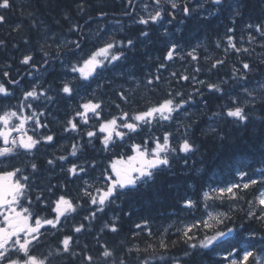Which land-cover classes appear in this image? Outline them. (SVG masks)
I'll list each match as a JSON object with an SVG mask.
<instances>
[{
	"label": "trees",
	"instance_id": "trees-1",
	"mask_svg": "<svg viewBox=\"0 0 264 264\" xmlns=\"http://www.w3.org/2000/svg\"><path fill=\"white\" fill-rule=\"evenodd\" d=\"M137 1L139 0H132L129 5L127 0H13L11 10L0 9V14L6 17V23L0 25V40L5 42L0 46V79L14 94L13 99L2 100L7 104L17 101L19 88H30L32 80L29 76L38 75L45 71V68L49 70L38 82V87L47 89L50 84L53 90L58 89L61 80L68 78L63 72V66L54 63L57 59V44H62L60 52L64 53L65 41L85 39L87 29L93 24L124 22L125 24L119 25L120 28L112 39L126 42L131 38L134 41L133 48L124 49V58L100 71L90 88L82 89L78 95L71 98L61 94L50 105L42 104L40 107L39 102L32 103L35 112H44L40 120L48 126L46 129L42 128L39 135L53 134L55 139L51 144L38 145L33 153L20 151L15 164L23 166L35 162L39 171L36 174H30V169L25 172L26 175H31L32 184L40 186L50 182L57 186L54 194L48 197L49 204L58 195H69L75 203L76 198L81 195L85 181L96 187L103 186L105 181L101 176L104 170L108 169V173L112 174L110 165L113 161L123 158L126 162L128 157L134 155L131 150L133 144L143 145L147 140V147L151 149L154 147L153 137H163L162 124L154 122L150 126H142L137 133H129L124 141L117 142L115 147L104 151L100 142L101 134L97 133L90 144L85 135L86 131H95L98 127L95 118H90L89 124L84 125L77 117L79 133L64 131L67 120L75 115L71 111L74 103L77 106L82 100H99L102 102V118L111 119L121 116L122 112H128L129 117L143 112L156 105V102L167 98L169 91H182L185 98L189 94L192 96L189 104L185 105L186 112L182 110L174 117L175 122L170 124L171 126H164L163 129L165 132L174 130L171 141L173 147H178L177 134L182 136L185 125L192 123L189 138L198 150L194 154L178 153L170 156V167L155 173L154 181L138 185L134 190L126 189L123 195L118 194V199L105 207L102 213H97L91 222L84 217L89 215L92 206L87 203L86 197L80 200L83 207L77 208V212L67 220L63 218L60 228L44 232L39 249L44 247L40 249L42 253L55 250L64 236L71 235L74 250L96 257V264H119L121 259L126 264H144V261L148 264H228L224 256L233 246L238 250L235 255L237 260L242 257L244 250L260 254L264 260V222L247 218L248 201L255 200L253 198L257 197L258 192L264 190V184L258 183L247 190L242 187L236 189L240 197L237 200H216L218 203L208 201L210 209H205L203 195H200L205 192L216 195L212 189L224 188L231 184L242 186V183L248 182L250 178L261 179L260 173H264V108L257 103L247 126L238 124L231 118H222L226 109L232 107L229 93L240 91L241 84L244 83L234 79V70L241 69L235 73L236 76L244 74L242 62L249 63L253 68V71L247 74V86L259 90L260 84H264V37L256 32L255 28L247 27L248 24L264 25V0H239L237 6L241 14L235 17L234 23L232 13L228 10H218L212 0H189L187 4L192 6V9L189 7L191 14L187 17L182 14L176 19L166 15L172 23L168 26L161 21L147 26L138 23L131 25L129 17ZM79 5H83V12L80 11ZM126 12L128 15H125ZM101 13L107 15L101 16ZM65 14L69 19H65ZM18 25L19 32L15 31ZM73 25H79V30L70 31ZM229 28H234L235 31L229 33ZM144 31L149 33L148 37L141 36ZM229 35L235 38L237 48L248 51L236 52L232 49L227 43ZM249 36L254 39L250 41ZM172 44L177 45V52L169 61L165 57ZM193 49L199 57L197 61L188 55ZM45 52L49 55L45 56ZM24 55L33 57L31 64H21ZM216 60H223L224 63L211 68ZM162 64L165 66L160 67ZM196 68L200 71L195 72ZM5 71L9 73L8 77L3 76ZM173 72L177 74L176 77L171 75ZM180 75H188L190 80H179ZM193 75L197 80L205 81V85L192 82ZM156 76H160L159 81H155ZM69 79L80 85L79 80L72 77ZM10 80H18L19 83L12 84L9 83ZM148 80L153 83L149 84ZM209 83L219 85L224 94L210 91L206 87ZM196 89H199V93ZM120 92L125 93L127 101L121 99ZM49 95H55V91L49 92ZM148 104L150 105L147 106ZM32 108L28 109L29 113ZM213 113L221 115L213 116ZM56 120L58 121L55 122ZM213 128L216 129L215 132L211 131ZM220 136H223L222 140ZM76 142L84 144L83 149L77 156H69L68 160L62 163L65 169L73 163L85 165L87 173L82 174V178L69 176L66 171H61L59 164L54 169L47 165L46 161L52 159L53 155H68L72 143ZM92 163H95V168L89 167ZM241 172L247 173L243 179L239 176ZM61 185H66V188H61ZM90 191L95 194L94 189ZM186 199L195 201V207L186 208ZM253 210L259 215L258 206ZM34 211H39L41 216L47 218L55 216L51 206H37ZM206 211L228 213L231 220L226 221L227 226L243 224L244 229L239 235L234 233L236 239L232 244L216 247L214 250H197L186 257L188 246L184 243L179 229L194 219L206 218ZM81 223L85 226L84 231L74 233L73 228ZM112 224L117 227L116 232L105 227ZM137 224L141 227L137 228ZM250 233H255V236H250ZM196 234L202 238L200 232ZM161 240L168 244L167 250L160 247ZM104 245L114 252L113 258L107 261L100 256ZM232 258L234 257L228 259ZM54 264H83V256L55 259ZM249 264H252L251 258Z\"/></svg>",
	"mask_w": 264,
	"mask_h": 264
},
{
	"label": "snow or ice",
	"instance_id": "snow-or-ice-1",
	"mask_svg": "<svg viewBox=\"0 0 264 264\" xmlns=\"http://www.w3.org/2000/svg\"><path fill=\"white\" fill-rule=\"evenodd\" d=\"M127 3L131 5L132 0H127ZM165 3L171 10H177L183 12L187 17L191 14V10L188 7L187 0H152V5L145 4L143 10L146 13L145 16H140L136 23L139 25L147 26L149 24H156L163 20L165 15ZM213 5L217 6L218 10H228L232 13L233 23L235 17L239 16L240 10L237 6L239 0H212ZM80 11L83 12V5L78 6ZM151 7V10L149 8ZM13 8V0H0V9L11 10ZM101 16H106V13H101ZM125 15H128L126 12ZM65 19H69V16L65 14ZM6 23V17L0 14V25ZM35 23V21H33ZM248 28H255V31L260 33L264 37V25L248 24ZM73 29L79 30V25H73L70 31ZM15 31H20L18 25ZM234 28H229L228 32H234ZM147 31L141 32V36L148 37ZM254 37L249 36L251 41ZM27 43V41H25ZM4 41L0 40V46L4 45ZM228 45L236 52L244 51L248 49L237 48L235 38L231 35L227 37ZM71 45V47H69ZM82 42L81 40L65 41L63 48L66 53L76 62L73 63L72 59H68L65 65V61H61L62 66H67L68 70L72 74H76L75 80L80 81V85L74 83V80L63 79L60 82L58 89L53 90L49 85L47 89L38 90L33 87L31 90L26 91L23 94V101L20 105V110L9 109L0 113V141L3 146L0 147V264H54L55 259H63L65 257L72 258L77 256H83V264H96V257L92 255H85L83 252L77 253L73 247V238L71 235L64 236L60 241L59 246L55 250L47 253L38 252L37 249L41 246V236L44 233L41 231L49 226L52 229L61 225V218L68 219L73 213L77 212V208H82L83 205L80 200L87 198V203L92 206V210L89 215L84 217L85 220L91 222L96 218L97 213H102L108 205L115 202L118 199V194H125V190H134L138 185L149 184L154 181L155 173L163 171L170 167V156L183 153L185 155L194 154L198 149L197 146L191 142L189 138V132L192 128V123L185 125L182 136L178 137V147H173L171 138L172 132H165L163 137H153L154 147L149 149L147 147L148 141L146 140L143 145L133 144L131 150L134 155L127 158L125 162L123 158L115 160L111 163V173H108V169L104 170L101 179L105 181L103 186L96 187L94 184L84 182V187L81 190V195L76 198L74 203L73 198L66 195H58L57 198L49 204L48 197L54 194L56 185L41 184L40 186H34L31 181V175H26L25 172L30 169V174H36L39 171L38 165L35 162L25 164L23 166H17L14 161L23 150L24 153H33L37 150L38 145L51 144L55 136L53 134L38 135L37 131L41 128L46 129L47 124H42L40 117L44 116V112L39 113L33 110L32 114H27V109L32 108V103L28 101H37L40 99L46 102H55L56 97L63 94L67 98H71L74 95H78L82 89L91 87L92 82L96 81L100 75V71L106 69L109 65H115L117 62L124 58V49H131L134 47V41L129 38L125 42L124 40L109 39L103 43L102 46L96 47L90 54L85 57L80 56ZM219 46V45H218ZM264 46V45H262ZM61 45L57 44L56 57L59 58L62 53L60 52ZM195 49L189 52L192 60L197 61L199 57L195 55ZM227 51V48L225 49ZM177 52V45L172 44L166 54V59L171 61L174 53ZM45 56L49 53L45 52ZM183 59V57H181ZM33 57L31 55H24L21 60V64H31ZM47 63V61H45ZM223 60H216L212 63L211 68H216L218 65H222ZM161 65L160 67H164ZM34 67V65H33ZM100 70V71H98ZM243 75L236 76L235 73L240 72L241 69L234 70V79L243 81L240 91H234L229 93L232 107H228L223 113L222 118H231L234 122L247 126L252 118V112L256 109L257 103L264 108V84H260L259 90L256 88H249L247 86V74L253 71L252 66L247 62H242ZM195 72H199L200 69L196 68ZM176 77L177 74L173 72L171 74ZM3 76L8 77L9 73L5 71ZM160 76L155 77V81H159ZM179 80L189 81L188 75H180ZM191 81L200 85H205V81L197 80L195 75L191 77ZM9 83L16 84L19 81L10 80ZM149 84L153 81L149 80ZM99 87V85H98ZM206 87L210 91L220 92L222 95L223 89L217 84H207ZM55 91V95H49V92ZM199 93V89H196ZM0 95L4 97H10L12 93L4 82H0ZM119 96L122 100L127 101L128 97L124 92H120ZM83 99V97H82ZM191 94L185 98V94L182 91L176 90L175 92L169 91L167 98L163 99L156 105H153L143 112H139L129 117L128 112H122L119 117H112L111 119H103L101 116L102 102L95 99H88L79 105L78 111L75 115L67 120L64 127V131L77 132L80 129L76 122V118L79 117L80 122L84 125L89 124V118H95L98 122V127L95 131L88 130L85 135L88 137V143L92 142V138L97 136V133L103 134L100 138V142L104 151H109L110 148L116 146L117 142L125 140L126 135L129 133H137L141 130L142 126L152 125L155 121H172L174 116L179 114L181 110L185 109V105L191 101ZM119 107V105H117ZM220 113H213V116H220ZM29 122L35 125L32 135H28L27 125ZM215 132L216 129H211ZM14 133L16 135H14ZM162 139V142H161ZM223 139V136H220ZM84 145L79 143H73L68 155H53L52 159L46 161L47 165L54 169L58 164L61 171L71 177L82 178V174L87 173V167L83 164L73 163L71 167L64 168V161L68 160L69 156H77V153L83 149ZM185 163L187 161L185 160ZM89 167L95 168V163L89 165ZM247 175V173L241 172L239 176L241 179ZM261 179L250 178L248 182L240 184H231L224 188L212 189V192L216 195H212L210 192H205L203 198L205 201L204 207L208 209L210 205L208 201H215L224 199L237 200L238 193L236 189L242 187L243 190L249 189L251 186L258 183H264V173H260ZM61 188H66V185H61ZM90 189H94L95 194ZM249 210L247 212L248 219H257L264 222V190H260L255 200L248 201ZM37 206L52 207V211L55 213L53 218H47L40 215L39 211H34ZM184 206L188 209L195 207V201L192 199H186ZM259 207V215L253 210L254 207ZM206 218L194 219L193 222L185 224L181 232L184 243L187 244L188 250L185 251V256L194 254L197 250H214L216 247H223L224 245L232 244L236 239L234 233L239 235L243 231L244 225L229 227L226 221L231 220L228 213L224 212H205ZM146 223V222H145ZM110 228V231L116 232L117 227L115 224L105 225ZM137 228L141 225L137 224ZM84 224L73 228L74 233H81L84 231ZM202 233V238L197 236L196 233ZM151 235V231H149ZM250 236H255V233H250ZM196 241L193 243L192 241ZM160 247L167 250L168 244L163 240L160 241ZM139 251V249H137ZM236 247H232L230 251L224 256L225 260H228V264H249L250 258L252 264H264V260L260 254L255 253L252 250H244L242 257L237 260L236 258L228 259L229 257H235L237 252ZM100 256L106 261L113 258L114 252L110 250L107 245L103 246V251ZM115 264V262H113ZM119 264H126L121 259ZM144 264H148L144 261ZM179 264V262H177Z\"/></svg>",
	"mask_w": 264,
	"mask_h": 264
},
{
	"label": "rangeland",
	"instance_id": "rangeland-1",
	"mask_svg": "<svg viewBox=\"0 0 264 264\" xmlns=\"http://www.w3.org/2000/svg\"><path fill=\"white\" fill-rule=\"evenodd\" d=\"M187 1H189V0H187ZM145 4H148V5H150V6H153L152 5V0H139V1H137V3H136V5H135V9H134V11L132 12V14H131V16L129 17L130 18V24L132 23V25H133V23L135 24L136 22L135 21H137L138 19H139V17L140 16H145L146 15V13L144 12V10H143V6L145 5ZM191 5H189L188 7H190ZM140 9V10H139ZM165 15H164V17H163V20L161 21L162 23H164L165 25H171L172 23H170L169 21H168V18L166 17V15H171L172 16V18H177V17H179L180 15H182L183 14V12L182 11H180L179 9H177V10H170V7L169 6H167V4L165 3ZM191 9H192V6H191ZM149 10H151V7L149 8ZM137 14V15H136ZM140 14V15H139ZM138 18V19H137ZM135 21H134V20ZM124 24V22H120V23H112V24H108V23H105V22H101V23H96V24H93V26H91L89 29H88V31H87V37L85 38V39H83V40H81V42H82V46H81V51H80V56H82V57H85V56H87L88 54H90L96 47H99V46H102L103 45V43L105 42V41H107V40H109V39H112V38H114V35H115V33L117 32V30L120 28V26L119 25H123ZM137 24V23H136ZM114 30V31H113ZM89 34V35H88ZM86 42V43H85ZM86 44V45H85ZM69 47H71V45H69ZM65 50V49H64ZM64 54V55H63ZM68 59H72L71 57H69L68 55H67V53H66V51L64 52V53H62V55L59 57V58H57L56 59V61L54 62V63H58L59 65H61V61L63 60V61H65V65H66V62H67V60ZM72 62L73 63H75L76 62V60L75 59H72ZM63 68H64V72L66 73L65 75H66V77L67 78H69V77H72V78H74L75 76H76V74H72V73H70L69 72V70H68V68H67V66H63ZM66 68V69H65ZM49 69L48 68H46L45 69V71H43V73L41 72V73H39L38 75H31V76H29L30 78H31V80H32V82H31V86H30V88L29 89H23V88H20V92L18 93V98H16V102L14 103V104H7V102L6 103H3V99H5V98H11V99H13L14 98V94L12 93V95L10 96V97H4V96H2V95H0V101H2V102H0V113H2L3 111H6V110H9V109H13V110H20V105L22 104V103H25L24 101H23V94L26 92V91H29V90H31L33 87H36L38 90H40L41 88L40 87H38V81L40 82L42 79H43V77H45V75H46V73H47V71H48ZM98 71H100V70H98ZM71 74V75H70ZM38 76H40V77H38ZM42 77V78H41ZM38 78V79H37ZM34 79V80H33ZM40 79V80H39ZM37 85V86H36ZM92 99V98H91ZM87 100H82V102L80 101V103L78 104V105H80L81 103H83V102H86ZM33 102H39V106L41 107L42 106V104H51V103H49V102H46L45 100H43V99H40V100H37V101H28V103H33ZM53 104V103H52ZM77 105V106H78ZM74 107V109L72 108L71 109V111L72 112H76V111H78V110H80L79 109V106L78 107ZM32 112H33V108H32V111L29 113L28 112V109H27V114H29V115H31L32 114ZM90 118L92 119L93 117H91V115H90ZM89 118V120H91ZM173 121H174V119L172 120V121H170V124H172L173 123ZM155 122V121H154ZM153 122V123H154ZM168 122V123H167ZM152 123V124H153ZM160 124L161 123H163V125L164 126H168V125H170L169 124V121H160L159 122ZM167 123V124H166ZM166 124V125H165ZM162 125V126H163ZM161 126V128H162V130H163V133H162V136H163V134L165 133V130L163 129V127ZM27 127V129H28V135H32L33 134V130H34V128H35V125L33 124V123H31V122H29V124L26 126ZM41 132L38 130L37 131V134L39 135ZM100 134V133H99ZM101 135H103V134H101ZM161 142H162V140H161ZM171 143H172V141H171ZM38 147V146H37ZM22 152H23V150H21ZM35 151V150H34ZM33 151V152H34ZM55 214V213H54ZM62 221H63V218H61V223H62ZM58 228H60V226L58 225L57 226V228H55V229H52V228H50L49 226H46L45 227V229H42L41 231L42 232H44L45 230L46 231H55L56 229H58Z\"/></svg>",
	"mask_w": 264,
	"mask_h": 264
},
{
	"label": "bare ground",
	"instance_id": "bare-ground-1",
	"mask_svg": "<svg viewBox=\"0 0 264 264\" xmlns=\"http://www.w3.org/2000/svg\"><path fill=\"white\" fill-rule=\"evenodd\" d=\"M190 7H191V6H190ZM139 10H140V9H139ZM136 15H137V14H136ZM139 15H140V14H139ZM137 19H138V18H137ZM133 20H134V19H133ZM134 21H135V20H134ZM124 24H125V23H124ZM133 24H134V23H133ZM135 24H136V23H135ZM131 25H132V23H131ZM87 30H88V29H87ZM113 31H114V30H113ZM88 35H89V34H88ZM71 38H72V37H71ZM62 40H63V38H62ZM66 41H67V40H66ZM58 42H59V41H58ZM61 42H62V41H61ZM85 43H86V42H85ZM61 45H62V44H61ZM63 45H64V44H63ZM85 45H86V44H85ZM47 58H48V57H47ZM45 59H46V58H45ZM46 60H47V59H46ZM48 60H49V59H48ZM49 62H50V61H49ZM45 65H46V64H45ZM51 65H52V64H51ZM57 65H58V63H57ZM54 66H56V65H54ZM40 67H41V66H40ZM42 68H43V67H42ZM45 69H46V68H45ZM50 69H51V68H50ZM58 69H59V67H58ZM65 69H66V68H65ZM59 71H60V70H59ZM63 72H64V71H63ZM36 73H37V71H36ZM42 73H43V72H42ZM51 73H52V72H51ZM53 73H54V72H53ZM55 73H56V72H55ZM57 73H59V72H57ZM49 74H50V73H49ZM32 75H33V74H32ZM51 75H52V74H51ZM60 75H61V74H60ZM70 75H71V74H70ZM53 76H54V75H53ZM53 76H52V77H53ZM58 76H59V75H58ZM38 77H40V76H38ZM56 77H57V76H56ZM67 77H68V76H67ZM41 78H42V77H41ZM43 78H44V77H43ZM4 79H5V78H4ZM37 79H38V78H37ZM53 79H54V78H53ZM68 79H69V78H68ZM33 80H34V79H33ZM39 80H40V79H39ZM46 80H47V79H46ZM16 81H18V80H16ZM48 81H49V80H48ZM52 81H53V80H52ZM54 81H55V80H54ZM54 81H53V82H54ZM148 81H149V80H148ZM0 82H3V81L0 79ZM20 82H21V81H20ZM38 82H39V81H38ZM42 82H43V81H42ZM50 82H51V81H50ZM53 82H52V85H53ZM139 83H140V82H139ZM21 84H22V83H21ZM21 84H20V85H21ZM39 84H40V83H39ZM16 85H17V84H16ZM30 85H31V84H30ZM37 85H38V84H37ZM37 85H36V86H37ZM49 85H50V84H49ZM23 86H24V85H23ZM26 86H27V85H26ZM39 86H40V85H39ZM20 87H21V86H20ZM29 87H30V86H29ZM21 88H23V87H21ZM46 88H47V87H46ZM19 89H20V88H19ZM23 89H24V88H23ZM26 89H27V87H26ZM84 91H85V90H84ZM82 96H83V95H82ZM89 96H90V95H89ZM93 96H94V95H93ZM80 100H81V99H80ZM77 101H78V100H77ZM135 101H136V100H135ZM157 101H158V100H157ZM58 102H59V101H58ZM75 102H76V101H75ZM160 102H161V101H160ZM64 103H65V102H64ZM77 103H78V102H77ZM136 103H137V102H136ZM152 103H153V102H152ZM158 103H159V102H158ZM158 103L156 102V104H158ZM134 104H135V103H134ZM137 104H138V103H137ZM137 104H135V105H137ZM150 104H151V103H150ZM150 104H148L147 106H149ZM59 105H60V104H59ZM62 105H63V104H62ZM70 105H71V104H70ZM77 105H78V104H77ZM140 105H141V104H140ZM144 105H145V104H143V106H144ZM78 106H79V105H78ZM78 106H77V107H78ZM55 107H56V106H55ZM55 107H54V108H55ZM72 107H73V109H74V107H76L75 103L72 105ZM141 107H142V106H141ZM145 107H146V106H145ZM134 108H135V107H134ZM57 109H59V108H57ZM140 109H141V108H140ZM144 109H145V108H144ZM144 109H143V110H144ZM59 110H60V109H59ZM68 111H69V110H68ZM181 111H182V110H181ZM51 112H52V111H51ZM55 112H57V111H55ZM135 112H137V111H135ZM58 113H59V112H58ZM71 113H72V112H71ZM138 113H139V112H138ZM50 114H51V113H50ZM56 114H57V113H56ZM56 114H55V115H56ZM59 114H60V113H59ZM53 115H54V114H53ZM61 115H62V114H61ZM69 115H70V113H69ZM71 115H72V114H71ZM181 115H182V114H181ZM190 115H191V114H190ZM190 115H188V116H190ZM52 117H53V116H52ZM174 117H175V116H174ZM176 117H177V116H176ZM179 117H180V116H179ZM184 117H186V116H184ZM60 118H61V117H60ZM62 118H63V117H62ZM173 119H175V118H173ZM176 119H177V118H176ZM180 119H181V118H180ZM53 120H54V119H53ZM57 121H58V120H56L55 122H57ZM183 121H184V120H183ZM52 122H53V121H52ZM60 122H61V121H60ZM174 122H175V121H173V123H174ZM179 122H180V121H179ZM62 123H63V122H62ZM167 123H168V122H167ZM167 123H166V124H167ZM49 124H50V123H49ZM53 124H54V123H53ZM155 124H156V123H155ZM159 124H160V123H159ZM161 124L163 125V123H161ZM166 124H165V125H166ZM169 124H170V121H169ZM177 124H178V123H177ZM54 125H56V124H54ZM182 125H183V124H182ZM59 126H60V125H59ZM163 126H164V125H163ZM163 126H162V127H163ZM170 126H171V125H170ZM170 126H169V127H170ZM177 126H178V125H177ZM177 126H176V127H177ZM57 127H58V125H57ZM147 127H148V126H147ZM165 127H166V126H165ZM53 128H54V127H53ZM178 128H179V127H178ZM182 128H183V127H181V129H182ZM54 129H55V128H54ZM61 129H62V128H61ZM169 129H171V128H169ZM51 130H52V129H51ZM156 130H157V129H156ZM158 130H159V129H158ZM158 130H157V131H158ZM166 130H167V129H166ZM172 130H173V129H172ZM183 130H184V128L182 129V131H183ZM54 131H55V130H54ZM56 131H57V130H56ZM157 131H156V132H157ZM167 131H168V130H167ZM176 131H177V129H176ZM180 131H181V130H180ZM173 132H174V130H173ZM173 132H172V133H173ZM54 133H56V132H54ZM60 133H61V132H60ZM56 135H57V133H56ZM58 136H59V134H58ZM60 136H62V135H60ZM64 136H65V135H64ZM174 136H175V135H174ZM177 137H179L178 134H177ZM71 138H72V137H71ZM71 138H70V139H71ZM59 140H60V139H59ZM72 140H73V139H72ZM75 140H76V138H75ZM76 141H77V140H76ZM79 141H80V140H78V142H79ZM84 141H85V140H84ZM173 141H174V140H173ZM63 143H64V142H63ZM76 143H77V142H76ZM60 144H61V143H60ZM65 144H66V143H65ZM72 144H73V143H72ZM83 145H84V144H83ZM59 146H60V145H59ZM175 146H176V145H175ZM65 149H66V148H65ZM59 150H60V149H59ZM85 150H86V149H85ZM86 152H87V151H86ZM43 153H44V151H43ZM83 154H84V153H83ZM244 180H245V179H244ZM258 180H259V179H258ZM241 183H242V182H241ZM215 184H216V183H215ZM242 184H243V183H242ZM263 184H264V183H263ZM213 185H214V184H213ZM223 185H224V184H222V186H223ZM37 186H38V185H37ZM263 186H264V185H263ZM210 188H211V187H210ZM210 188H209V189H210ZM200 195H203V194L200 193ZM214 195H215V194H214ZM68 196H69V195H68ZM49 199H50V198H49ZM253 199H256V198H253ZM215 201H216V200H215ZM75 202H76V201H75ZM211 202H212V201H211ZM216 202H217V201H216ZM216 202H215V203H216ZM218 202H219V201H218ZM218 202H217V203H218ZM204 203H205V202H204ZM209 203H210V202H209ZM215 205H216V204H215ZM217 205H218V204H217ZM210 207H211V206H210ZM212 207H213V206H212ZM209 209H210V208H209ZM213 212H214V211H213ZM215 212H216V211H215ZM204 214H205V213H204ZM200 215H201V214H200ZM203 216H204V215H203ZM71 217H72V216H71ZM200 218H201V217H200ZM201 234H202V233H201ZM196 235H197V234H196ZM42 248H44V247H42ZM42 248H40V249H42ZM40 249L38 248L37 250H40ZM46 250H47V249H46ZM43 251H44V250H43ZM203 251H204V250H203ZM40 252H41V250H40ZM44 253H46V252L44 251ZM225 255H226V254H225ZM217 257H218V256H217ZM236 257H237V256H236ZM234 258H235V257H234Z\"/></svg>",
	"mask_w": 264,
	"mask_h": 264
},
{
	"label": "flooded vegetation",
	"instance_id": "flooded-vegetation-1",
	"mask_svg": "<svg viewBox=\"0 0 264 264\" xmlns=\"http://www.w3.org/2000/svg\"><path fill=\"white\" fill-rule=\"evenodd\" d=\"M14 135H16V134L14 133ZM2 146H3L2 141H0V147H2ZM14 163H15V161H14ZM2 167H3V166H0V168H2ZM45 231H46V230H45ZM45 231H44V232H45ZM44 232H43V233H44ZM41 237H42V236H41Z\"/></svg>",
	"mask_w": 264,
	"mask_h": 264
}]
</instances>
